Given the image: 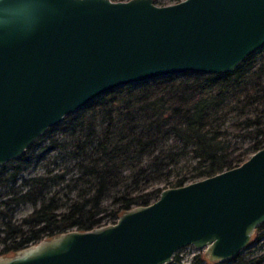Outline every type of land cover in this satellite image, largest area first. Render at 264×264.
<instances>
[{
  "label": "water",
  "instance_id": "1",
  "mask_svg": "<svg viewBox=\"0 0 264 264\" xmlns=\"http://www.w3.org/2000/svg\"><path fill=\"white\" fill-rule=\"evenodd\" d=\"M264 45V0H0V166L119 87L233 71ZM264 223V147L214 175L161 190L115 222L71 229L0 264H170L186 246L217 264Z\"/></svg>",
  "mask_w": 264,
  "mask_h": 264
},
{
  "label": "trees",
  "instance_id": "2",
  "mask_svg": "<svg viewBox=\"0 0 264 264\" xmlns=\"http://www.w3.org/2000/svg\"><path fill=\"white\" fill-rule=\"evenodd\" d=\"M66 120L68 137L52 138L51 127L19 159L0 166V255L67 230L113 223L162 189L232 168L263 148L264 45L231 72L119 87L56 126ZM23 204L32 210L16 219ZM262 260L238 254L217 264ZM203 263L210 264L197 254L189 264Z\"/></svg>",
  "mask_w": 264,
  "mask_h": 264
},
{
  "label": "rangeland",
  "instance_id": "3",
  "mask_svg": "<svg viewBox=\"0 0 264 264\" xmlns=\"http://www.w3.org/2000/svg\"><path fill=\"white\" fill-rule=\"evenodd\" d=\"M173 2L174 1H169V0H155V3L158 5H165ZM66 122L67 120L65 121L64 124H61L60 126H54L52 131L49 133L52 136V138L57 140H63L64 138L70 135L71 126L67 125ZM45 143H47V141H45ZM30 173L32 172L26 171L24 175H28ZM157 186H160V184L158 183ZM31 210H32V206L30 204H23L18 206L14 210L13 215L16 219H19L26 216ZM1 247L2 244H0V248ZM197 254H203V250L196 249L191 245L180 248L177 252H175L173 256V260L170 264H189ZM240 254L245 255L246 258L258 257V256L263 257L261 264H264V228L254 233L250 245L247 246Z\"/></svg>",
  "mask_w": 264,
  "mask_h": 264
}]
</instances>
